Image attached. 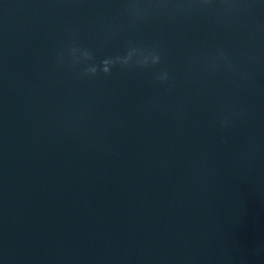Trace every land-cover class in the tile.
Instances as JSON below:
<instances>
[{"label": "water", "instance_id": "95a60500", "mask_svg": "<svg viewBox=\"0 0 264 264\" xmlns=\"http://www.w3.org/2000/svg\"><path fill=\"white\" fill-rule=\"evenodd\" d=\"M123 6L0 0V264H264V0ZM74 42L161 64L85 77Z\"/></svg>", "mask_w": 264, "mask_h": 264}, {"label": "clouds", "instance_id": "9594fccd", "mask_svg": "<svg viewBox=\"0 0 264 264\" xmlns=\"http://www.w3.org/2000/svg\"><path fill=\"white\" fill-rule=\"evenodd\" d=\"M228 6L223 9L225 14L232 15L237 11H246L245 0H222ZM124 6L122 12L133 22H143L153 14H170L174 6L176 12H183L192 7H198L201 10L210 9L216 3V0H123ZM111 31V29H110ZM60 62H71L73 68L84 65L82 75L85 77H96L98 75L109 76L112 69L120 67L121 69H155L161 64V54L158 46L138 47L129 43L126 52L123 55L109 56L96 63L92 52L85 47L77 45L75 42L68 49L67 57L61 53L58 56ZM216 62H223L231 68V62L223 51H218ZM156 82L167 84V91L174 87L170 83V76L167 71L161 70L155 75ZM230 119L226 118L221 122L222 128L229 127Z\"/></svg>", "mask_w": 264, "mask_h": 264}]
</instances>
